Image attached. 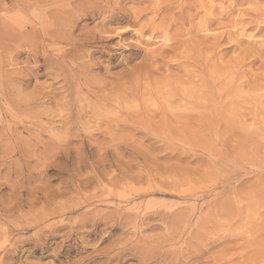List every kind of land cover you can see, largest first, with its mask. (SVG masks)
Here are the masks:
<instances>
[{
    "label": "rangeland",
    "instance_id": "374dc122",
    "mask_svg": "<svg viewBox=\"0 0 264 264\" xmlns=\"http://www.w3.org/2000/svg\"><path fill=\"white\" fill-rule=\"evenodd\" d=\"M86 1L0 0V264H264V0L211 25L233 32L202 69L104 22L143 3ZM205 65L232 86L201 116L172 95Z\"/></svg>",
    "mask_w": 264,
    "mask_h": 264
},
{
    "label": "bare ground",
    "instance_id": "6f19581e",
    "mask_svg": "<svg viewBox=\"0 0 264 264\" xmlns=\"http://www.w3.org/2000/svg\"><path fill=\"white\" fill-rule=\"evenodd\" d=\"M81 1V0H80ZM83 1V0H82ZM88 1V0H87ZM86 1V2H87ZM94 1H96V0H92V2L95 4V2ZM109 1V0H108ZM132 1H136V0H132ZM149 3L148 4H144L146 1L145 0H137V2L138 3H143V7H139V5H138V7L139 8H135V10L133 9V8H131V10H125V11H120V9L118 10V9H114V8H112L110 11H111V13L110 14H108V16L106 15V17H104L103 16V14L104 13H100L101 15H102V17H104L103 19H104V22L105 23H111V22H114V21H121V20H126L128 23L127 24H129V25H126V28H125V30H123V34L124 35H127V34H133L132 32H139V33H141V35L144 33H146V32H149V34L151 35L150 37H155V36H160L161 38V40H162V45H163V47L164 48H167V50L169 49V51L171 50V55L174 57V58H172V60L173 59H175L176 61H185V62H189V65H197V66H199L200 68L202 67L203 68V64H208V63H210L211 64V61H212V59L215 57V54H216V51L215 50H217L220 46H221V43L223 42V40L225 39V38H228L229 36H230V34L233 32H231V31H229V29H227L226 28V30H220V29H223V28H220V29H213V28H211L212 26V24H214V23H217L218 24V19H220L222 16H227L228 14H229V12L230 11H232L235 7H238V5L239 4H242V2H244L245 0H226L227 1V5L225 6V7H223L221 4H220V6H219V8H220V10L219 11H217V13H216V4L214 3V2H216V0H161V1H159V0H147ZM254 1V0H253ZM97 2V1H96ZM99 2V1H98ZM97 2V3H98ZM104 2L106 3V1L104 0ZM110 2V1H109ZM116 2V1H115ZM79 3V2H78ZM83 3V2H82ZM84 3H85V1H84ZM88 3V2H87ZM112 3V2H111ZM79 4H81V3H79ZM99 4V3H98ZM97 4V5H98ZM117 4V3H116ZM115 4V5H116ZM83 6H84V4H82ZM90 5H91V3H90ZM96 5V6H97ZM100 5V4H99ZM114 5V7H116ZM101 6V5H100ZM99 6V7H100ZM113 6V5H112ZM120 6V5H119ZM85 7H87V6H85ZM98 7V8H99ZM108 7V6H107ZM118 7V6H117ZM123 7V6H122ZM128 7V6H127ZM72 8V7H71ZM76 8V7H75ZM74 8V9H75ZM81 8H83V7H81ZM88 8V7H87ZM95 8V7H94ZM97 8V9H98ZM129 8V7H128ZM201 8H202V12L203 13H201L202 15H198V13L200 12V10H201ZM240 8V7H239ZM73 9V10H74ZM107 9V8H106ZM105 9V10H106ZM68 10V9H67ZM78 10V9H77ZM92 10V9H91ZM123 10V9H122ZM239 10V16H244L245 15V11L244 10H240V9H238ZM62 11H64V10H62ZM66 11V10H65ZM80 11H81V9H80ZM87 11V10H86ZM98 12L100 11V9L99 10H97ZM109 11V10H108ZM75 12V11H74ZM84 12V11H83ZM95 12V11H94ZM101 12V11H100ZM107 12V11H106ZM63 13V12H62ZM61 13V14H62ZM69 14L71 13V12H68ZM97 13V12H96ZM53 14V13H52ZM60 14V15H61ZM71 14H73V13H71ZM81 14V13H80ZM86 14V13H85ZM54 15V14H53ZM65 15V14H64ZM67 15V14H66ZM76 14H73L72 16H75ZM98 15V14H97ZM105 15V14H104ZM69 16V15H68ZM85 16V15H84ZM90 16H92V14L90 15ZM194 16H198V18H199V20L198 19H196V21L198 20V22H195V24L192 22L193 20L191 19V17H194ZM63 17V16H62ZM65 17V16H64ZM93 17H95V15L93 16ZM81 18H83V16L81 17ZM98 18V17H97ZM92 19V18H91ZM194 19H195V17H194ZM22 20V19H21ZM61 20H63V19H61ZM76 20H78V19H76ZM71 21H73V20H71ZM54 22H55V20H54ZM59 22V21H58ZM65 22V21H64ZM78 22V21H77ZM102 22V21H101ZM236 23H237V21H235ZM242 22V21H241ZM72 23V22H71ZM71 23L70 24H68V25H71ZM186 23H188V25H189V29H184V25L186 24ZM239 23V22H238ZM237 23V24H238ZM240 24V23H239ZM20 25V24H19ZM63 25H64V23H63ZM66 25H67V23H66ZM73 26L75 25V24H72ZM102 25V24H101ZM107 25V24H106ZM3 26H4V24H3ZM6 26H8V25H6ZM125 26V25H124ZM191 26V27H190ZM220 26H221V24H220ZM58 27V26H57ZM69 27V26H68ZM104 27V26H103ZM103 27H102V29H103ZM123 27V26H122ZM66 28V27H65ZM100 28V27H99ZM109 28V27H108ZM108 28H106V30L104 31V32H107L108 31ZM192 30H191V29ZM7 29V28H6ZM10 29V28H9ZM60 29V28H59ZM21 30H22V28H21ZM21 30H19V31H21ZM24 30V29H23ZM66 30H68V29H66ZM101 30V29H100ZM111 30V29H110ZM109 30V31H110ZM193 30H196V32H198V31H202V32H205V34L204 33H201V37L200 38H196V36L197 37H199L198 35H196L195 33L196 32H194ZM217 30H219V31H217ZM96 30H93V32L91 33V36H92V34L93 33H96L95 32ZM97 31H99L98 29H97ZM119 31V30H118ZM71 32V31H70ZM113 32V31H112ZM19 33V32H18ZM17 33V34H18ZM99 33L100 32H98L97 34V36H99ZM102 33V32H101ZM111 33V32H110ZM23 34V32L21 33V35ZM59 34V33H58ZM87 34H89V32L87 33ZM113 34V33H112ZM200 34V33H199ZM6 35V34H5ZM8 35V34H7ZM11 35V34H10ZM94 35V34H93ZM103 35H104V33H103ZM111 35V34H110ZM187 35L190 37L189 38V40H182L181 39V37L180 36H182V37H185L186 36V38H187ZM83 36V35H82ZM102 36V35H101ZM16 37V36H15ZM18 37H20V36H18ZM63 37V36H62ZM17 38V37H16ZM80 38V37H79ZM78 38V39H79ZM84 38H85V36H84ZM88 37H86V39H87ZM97 38V37H96ZM103 38V37H102ZM104 38H107V37H104ZM155 38H157V37H155ZM159 38V37H158ZM180 38V39H179ZM13 39V38H12ZM61 39V38H60ZM86 39H84V40H86ZM90 39V38H89ZM195 39V40H194ZM24 40V39H23ZM76 40V39H75ZM80 40V39H79ZM81 40H82V37H81ZM90 40H93V38L92 39H90ZM78 41V40H77ZM89 41V40H88ZM102 41V40H101ZM189 41H192L193 42V45L191 44V45H189L190 44V42ZM74 42V41H73ZM81 42V41H80ZM100 42V41H99ZM107 42V41H106ZM161 42V41H160ZM189 42V43H188ZM191 42V43H192ZM149 44V43H148ZM159 46V45H158ZM157 46V47H158ZM154 47V46H153ZM157 47H155V49L153 50V51H148V53L146 52V56L144 57V59H146V63H145V65H144V67H145V69H146V71L149 73V72H151L152 71V69L151 68H149L150 67V65L152 64V63H154V62H158V59H159V57L160 58H162L163 57V53L165 52V55H167L166 54V51L167 50H164V48H159V49H156ZM79 49V48H78ZM145 49V48H144ZM148 50V49H147ZM137 51V50H136ZM168 53V52H167ZM169 54V53H168ZM170 55V54H169ZM171 56V57H172ZM164 57H166V56H164ZM168 58H170V57H168ZM161 60V59H160ZM163 60H165V59H163ZM162 60V61H163ZM171 60V59H170ZM166 61H167V58H166ZM179 61V62H180ZM159 62H161V61H159ZM158 62V63H159ZM165 62V61H164ZM162 63V62H161ZM157 64V63H156ZM155 64V65H156ZM209 64V65H210ZM180 65V64H179ZM205 65V67H204V69H206L205 70V73L203 72V74H200V73H202V71L204 70H198L197 72H199V75L197 74V75H194V76H200L201 78H203L202 80V84L200 83V84H197V82H195L194 80H193V83L192 82H189L190 80L188 79V78H184L185 79V83H187V82H189L188 84H186L185 86H187V87H185V86H183V84H182V87L180 86L179 88H174L173 86V88H174V94L172 95L173 97H175V100H177V101H180V100H184L183 101V104H182V106L181 107H186L187 109V111H189V110H191V112H193V110H195V112H199V114L201 113V116H202V114H203V116H204V114H209L208 112H210V111H212L213 113H214V115H215V112L217 111L215 108H213V106H212V103H213V105H215L214 104V102H215V99H218V98H221L223 95H225L224 97H227V95L229 94V92H230V87L232 86V85H230V87H229V84H228V86H227V81H226V75H224L223 73H222V70L221 69H218V68H214L215 66H213V67H211V68H208L207 66ZM217 65V64H216ZM152 67V66H151ZM181 67H183V66H181ZM207 67V68H206ZM210 67V66H209ZM227 67V66H226ZM156 68V67H155ZM191 68V67H190ZM213 68V69H212ZM223 68V67H222ZM143 69V68H142ZM185 70V69H184ZM221 70V71H220ZM154 71V70H153ZM220 71V72H219ZM196 72V73H197ZM147 73V74H148ZM167 73V72H166ZM190 73V72H189ZM226 73V72H225ZM151 74V73H150ZM184 74H185V72H184ZM184 74H183V76H184ZM187 74V73H186ZM185 74V76L186 77H188V75H186ZM227 74V73H226ZM145 75V74H144ZM143 75V76H144ZM150 76V75H149ZM153 76V75H152ZM158 77H159V75H157ZM166 76H168V75H166ZM141 77V76H140ZM147 77V79H148V75L146 76ZM146 77L144 78V79H146ZM156 77V76H155ZM157 77V78H158ZM176 77V76H175ZM199 77V78H200ZM205 77V78H204ZM156 78V79H157ZM192 78V77H191ZM143 79V80H144ZM155 79V78H154ZM153 79V80H154ZM156 79H155V81H156ZM160 79H162V78H160ZM172 79V78H171ZM182 79V78H181ZM184 79L183 80H179V77L178 78H176V81L178 80L179 81V84H178V81H177V84H176V82L175 81H173L172 80V82H175L174 84H176V85H181V83H183V81H184ZM187 79H188V81H187ZM148 80H152V78H151V76L149 77V79ZM159 80V79H158ZM169 79H167L166 81H168ZM217 80H220V83L218 84V85H216V82L215 81H217ZM144 81H146V80H144ZM160 82L161 81H164L163 79L162 80H159ZM159 81H157V82H159ZM166 81H164L165 82V84H168V83H170L169 81H168V83H166ZM187 81V82H186ZM198 81V80H197ZM200 81V80H199ZM146 82H148V81H146ZM145 82V83H146ZM150 82V81H149ZM154 82V81H153ZM157 82H154L155 84L157 83ZM164 82H163V87H164ZM170 83V84H173V83ZM181 82V83H180ZM150 83H152V82H150ZM2 84H4V83H2ZM161 84H162V82H161ZM161 84H159V85H161ZM173 84V85H174ZM189 84H191L190 86L191 87H189ZM8 86V85H7ZM166 87L167 86H169V85H165ZM175 86V85H174ZM145 87V86H144ZM153 87H158L159 88V86L157 85H155V86H153ZM161 87V86H160ZM177 87V86H176ZM158 88H156V89H158ZM165 88V87H164ZM152 89V88H151ZM162 89V88H161ZM161 89H158L157 91L158 92H163L164 91V89H162L163 91H161ZM167 89V88H166ZM148 90V89H147ZM170 90V89H169ZM151 91V90H150ZM168 90H166V92H167ZM232 91V90H231ZM4 92H6V91H4ZM153 92H154V94L155 93H158V92H155V90L153 89ZM165 92V93H166ZM169 93H171V92H169ZM159 94H163V93H159ZM159 94H158V96H159ZM167 94H168V92L166 93V97H167ZM157 95V94H156ZM164 95V94H163ZM168 96H170V94H168ZM160 97H162V100H163V97L164 96H160ZM165 98V97H164ZM167 99L169 100V98L167 97ZM166 100V99H165ZM165 100H164V103H165ZM168 100H167V102H168ZM172 99H171V97H170V100H169V102L171 101ZM173 101V100H172ZM177 101H176V103H177ZM161 103L163 102V101H160ZM169 102H168V104H169ZM190 104L192 105V108H190ZM166 106V105H165ZM164 107V106H163ZM167 107V106H166ZM166 107H164V108H166ZM176 107H179V108H181L180 107V105H178V106H176ZM168 108H169V106H168ZM174 108V107H173ZM190 108V109H189ZM161 109H162V107H161ZM170 109V108H169ZM168 109V110H169ZM189 109V110H188ZM226 109V110H225ZM225 109H223V110H220V111H218V114H219V117L220 118H225V119H227L226 118V113H227V111H228V113L227 114H229V112H231V111H229V109L228 108H225ZM236 109V108H235ZM172 110H174V111H172V112H174V114H175V112L176 111H178V109L177 110H175V108L174 109H172ZM165 111V110H164ZM166 111H167V109H166ZM166 111H165V113H166ZM169 112H170V110H169ZM169 112H167V114L169 115ZM177 113V112H176ZM231 114V113H230ZM163 115V114H162ZM170 115H172L171 114V112H170ZM169 115V116H170ZM209 115H212V114H209ZM152 116V115H151ZM168 116V117H169ZM200 116V117H201ZM227 116H230L231 117V115H227ZM165 117V116H164ZM168 117H165V118H168ZM173 117H175V116H173ZM173 117H169V119H172ZM183 120V119H182ZM185 120V119H184ZM204 120V119H203ZM171 121V120H170ZM170 121L168 122V123H170ZM185 121H187V120H185ZM227 121V120H226ZM176 122V121H175ZM183 122V121H182ZM207 122V121H206ZM230 122H232L231 120H230ZM167 123V124H168ZM172 123V122H171ZM173 124L174 123H172V124H170V125H172V126H170L171 127V129L172 128H174L173 127ZM188 124V123H187ZM210 124H211V122H210ZM213 124V123H212ZM217 124V123H216ZM177 125H178V123H177ZM180 125V124H179ZM218 125V124H217ZM225 125L227 126V128L228 127H230V126H228L229 125V123H228V125H227V123H225ZM156 126V125H155ZM162 126H164L163 124H162ZM182 126V125H181ZM187 126L189 127V125H185V126H183V128H187ZM199 126V125H198ZM201 126H202V124H201ZM204 126V125H203ZM202 126V128H207L208 129V127H203ZM208 126V125H207ZM209 126H211V125H209ZM215 126V125H214ZM214 126H211V127H209V128H213ZM160 127V126H159ZM233 127V126H232ZM176 129L177 128H180V127H175ZM191 128V127H190ZM199 128H200V126H199ZM217 127H215V129H216ZM231 128V127H230ZM160 129V128H159ZM181 129H182V127H181ZM189 129V128H188ZM198 129V128H197ZM219 129H220V125H219ZM179 130V129H178ZM201 130V129H200ZM204 130V129H203ZM218 130V129H217ZM202 131V130H201ZM117 198V197H116ZM176 213H177V211H176ZM178 213H180V212H178ZM187 213V212H186ZM173 214H175V213H173ZM188 214V213H187ZM172 215V214H171ZM176 216V215H175ZM181 218H183V217H181ZM182 220V219H181ZM183 221V220H182ZM178 222H180V221H178ZM184 222V221H183ZM110 224V223H109ZM182 226H183V224H182ZM182 228V227H181ZM173 229H174V226H173ZM175 230V229H174ZM184 231V230H183ZM179 232V231H178ZM142 238V237H141ZM168 238V237H167ZM165 239V238H164ZM176 239V238H175ZM170 241H171V239H169ZM169 240L167 241V242H169ZM166 241V240H165ZM185 242V241H184ZM161 245V244H160ZM159 246V245H158ZM159 250V249H158ZM162 251V250H161ZM155 252V251H154ZM160 253V252H159ZM158 254V253H157ZM169 254V253H168ZM161 255V254H160ZM158 256V255H157ZM163 258V257H162ZM156 261H158V260H156ZM162 261H164V260H162Z\"/></svg>",
    "mask_w": 264,
    "mask_h": 264
}]
</instances>
